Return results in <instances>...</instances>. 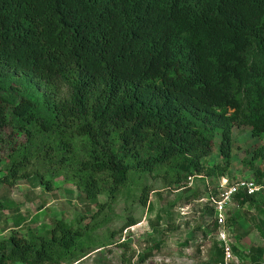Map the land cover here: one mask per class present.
Instances as JSON below:
<instances>
[{"label":"trees","instance_id":"1","mask_svg":"<svg viewBox=\"0 0 264 264\" xmlns=\"http://www.w3.org/2000/svg\"><path fill=\"white\" fill-rule=\"evenodd\" d=\"M244 127L264 140V0H0V187L49 193L62 178L99 220L12 230L0 264H73L108 246L96 232L118 201L146 206L149 178L224 176ZM217 136L222 166L208 169ZM251 153L264 159V143ZM256 201L264 216L262 195L236 199Z\"/></svg>","mask_w":264,"mask_h":264},{"label":"rangeland","instance_id":"2","mask_svg":"<svg viewBox=\"0 0 264 264\" xmlns=\"http://www.w3.org/2000/svg\"><path fill=\"white\" fill-rule=\"evenodd\" d=\"M232 139L231 163L225 173L229 183L264 182V159L254 160L251 165L246 163L252 160L251 152L261 147L264 140L253 138L251 130L245 127L234 128ZM219 141L217 136L211 157L204 161L208 169L222 166ZM220 180L215 178L213 184L218 185ZM146 183L153 189L148 204L143 206L139 202V194L128 198L127 203L125 199L118 201L109 213L111 221L96 232L108 246L90 252L73 264H215L210 257L215 254L213 246L218 230L210 231L206 237L199 231L210 228L207 227L209 210L202 211V204L197 201L207 194L203 180H194L189 189L166 188L160 178H149ZM56 186L49 193L23 180L12 188L0 187V240L6 239L12 230L44 233L55 220L78 223L82 228L99 221L93 218L97 208L73 186L62 178L56 180ZM186 197H194L195 202L192 199L189 202ZM104 202L100 197L99 203ZM258 203L228 212L227 227L232 230L229 235L234 245L232 254L224 256L223 264H252V257L264 262V237L258 230L264 216L258 213L256 205H261ZM129 217L136 224L120 232Z\"/></svg>","mask_w":264,"mask_h":264},{"label":"built area","instance_id":"3","mask_svg":"<svg viewBox=\"0 0 264 264\" xmlns=\"http://www.w3.org/2000/svg\"><path fill=\"white\" fill-rule=\"evenodd\" d=\"M189 186L192 184V178H189ZM208 198L201 199L199 202L203 205H208L213 211V220L219 226V239L221 243L219 245L225 253V256L232 254L233 240L230 239L229 231H232L226 224V211L232 204V198H234L239 192H243L248 196L254 195L257 192L264 191L263 184H256L255 182L241 181L232 184L225 189L221 186L218 189L208 190Z\"/></svg>","mask_w":264,"mask_h":264},{"label":"clouds","instance_id":"4","mask_svg":"<svg viewBox=\"0 0 264 264\" xmlns=\"http://www.w3.org/2000/svg\"><path fill=\"white\" fill-rule=\"evenodd\" d=\"M189 178H192V184H191V186H189ZM215 178H218V179H221L220 180V182H219V184L218 185H214L213 184V181H214V179ZM194 180H203V182H204V186H205V189H206V191H207V194L203 197V198H201V199H207L208 198V193H209V189H211V190H214V189H218V188H220L221 186H223L225 189H227L228 187H230L232 184H234V183H238V182H241V181H236V182H232V183H229V181H228V179L225 177V175L224 176H222V177H216V176H212V177H206V176H199V175H193V176H189L188 178H187V180H186V182H185V184H184V188H186V189H189V188H191L192 186H193V182H194ZM243 181H245V182H251V181H253V182H255L256 184H263L264 185V182H261V183H257L255 180H243ZM258 195H262L263 197H264V191H260V192H257L256 194H254V195H251V196H248V195H246L245 193H243V192H239L234 198H232V204H231V206L229 207V208H227V211H226V224H227V226H228V220H229V218H228V212H230V210L231 209H233V208H236L237 210H239V211H241V209H243V208H248V204H245V206L243 207V208H241L238 204H237V202H236V199H237V197H239V196H243V197H255V196H258ZM200 199V200H201ZM200 200H197L198 202L200 201ZM192 201H194V200H192ZM195 202V201H194ZM200 204H201V202H199ZM208 205H203L202 204V206H201V210L202 211H208L209 210V222H208V225H207V227L209 228L210 227V225H213V224H215L216 225V227H217V230H218V234H219V231H220V229H219V226L217 225V223L213 220V211H212V209L209 207ZM206 227V228H207ZM207 228V229H208ZM199 231H202V233L205 231L204 229H202V228H200V230ZM218 239H219V236H217L216 237V245H217V247H218V249H220V247H219V245H221V243L218 241ZM234 245V244H233ZM232 245V246H233ZM232 249H233V247H232ZM222 252H223V254H224V256H225V253H224V251L222 250V249H220Z\"/></svg>","mask_w":264,"mask_h":264}]
</instances>
